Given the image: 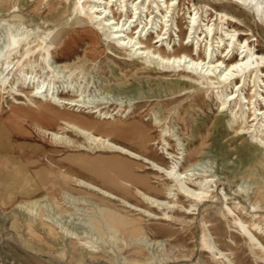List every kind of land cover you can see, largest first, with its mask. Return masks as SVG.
Instances as JSON below:
<instances>
[{
    "label": "bare ground",
    "instance_id": "6f19581e",
    "mask_svg": "<svg viewBox=\"0 0 264 264\" xmlns=\"http://www.w3.org/2000/svg\"><path fill=\"white\" fill-rule=\"evenodd\" d=\"M6 1L8 0H0V6ZM188 1L195 6L194 0ZM26 4H30L34 17L43 12L46 16L42 23L51 21L54 26L53 30L49 29L41 34L39 26L29 28L30 26H23L21 23L0 20V27L6 26L8 30L7 46L5 50L0 51V195L12 196L18 190L20 194L29 197L37 192L33 183L34 178L24 163L23 157L26 156L23 154L30 152L47 155L56 152L53 149H46L45 144L25 145L15 138L18 136L34 138L37 134L40 142H51V139L59 137L54 130L68 127L72 123L71 119L75 118L60 111L58 107L85 106L81 99L55 93L54 85L57 78L56 69L68 70L71 75L78 69L76 64L68 63L75 56L80 61L78 49L81 48V42L86 40L88 42L83 57L87 61L91 60L89 57L92 54L98 53L99 45L107 44L109 47L107 50H110L108 54L114 58L135 62L139 65L137 70L156 71L160 75V79L148 89L142 82L127 85L129 81L124 80L114 84L119 90L127 88L126 96L133 98L129 101L171 94L172 99L181 101L177 105L179 110L187 107L186 100L193 103V107L197 109H202V105L213 102L220 116L214 122V128L218 124L230 126L235 123L237 134L250 135L252 144L246 146L247 149L261 147L264 150V53L255 50L250 38L244 35V30L229 28L233 22L231 19H236L235 17L220 12V16L215 20L210 19L209 23L203 24L204 29H201L198 25L199 16L197 17L199 12L194 9V14L189 12L186 34L178 22L174 23L180 10L178 0H27ZM242 5L250 9L254 15L260 16L264 13V7H260L259 3L252 5L245 0ZM63 19H67L66 22H63ZM179 20L182 18L179 17ZM70 22L73 23L72 28H65ZM224 22L228 29L222 28ZM172 25H175V34L179 30L176 43L178 48H175L176 40H172L170 34ZM200 29L201 33H198ZM219 30L223 35L216 32ZM189 44L191 49L187 46ZM54 58L64 59L66 63L58 62V65L53 67L50 60ZM38 68L51 74L49 81L37 80L30 87L28 76L31 79ZM117 72L112 70L115 76ZM106 89L109 90L110 86ZM10 91L13 101L6 110L5 95ZM89 112L95 115L96 119L105 115H110L111 119L102 123L97 120L86 121L87 126L78 127L87 139L127 156L125 159L112 158V164L117 168L113 170V174H110V171L104 173L106 180L117 187L131 188L150 205L165 206L160 216L149 211L145 213L167 222L172 228L181 225L186 227L185 224H189L187 228L191 230L189 228L195 225V218L192 215L205 214L203 215L205 220H202V249L211 253L220 264H235L213 240L212 230L215 228H212L210 220V206L220 201L218 195L214 193V186L217 184H212L215 176L200 175L194 172L195 168L193 169L196 167L193 157L210 153L217 157L222 154V150L211 145L209 153H203L206 149L204 148L206 137L199 134L202 142L198 149L190 151V147L186 146L182 150L183 154L187 153L185 155L187 160L185 156L180 158L174 152H167V159H171L172 163L164 165V159L155 162L148 157L151 155V147L157 144V140L153 139L151 129L147 125L139 121L124 123L123 118H127L128 114H120L119 111L115 114L104 112L99 105L91 107ZM156 124H160L157 119ZM92 130L97 131V135H94ZM110 135L129 141L146 155L115 143ZM161 139L163 145H166V150H169L171 145L167 142L168 139L164 137ZM14 153L18 156L15 157ZM250 156L249 160L253 164L250 173L257 181V189L252 193L250 204L247 203L251 220L245 221L227 202L221 219L234 216L233 221L239 227L243 239L251 247L254 257L261 253L264 258V240L257 235L262 233V229L258 232L261 227L259 228L257 215L264 211V185L257 177H264V166L260 157L255 154ZM138 161L151 165L154 171L166 176L161 188L155 186L149 176L140 174L141 164ZM33 173L43 177L42 169L33 170ZM61 176L64 185L72 183L68 174ZM74 183L77 184V181ZM82 183L90 189L97 191L100 189L84 181ZM140 188H157L159 194L166 195L171 200L153 198L143 193ZM102 191L111 198L121 199L111 192ZM246 196H250L249 193ZM227 198L228 195L224 193L223 199L227 201ZM121 201L126 206L134 207L124 199ZM32 203L34 202H29ZM24 205L23 203L21 207ZM239 206L240 203L236 208ZM261 217L262 215L260 219ZM104 221L106 227L121 233L120 235L129 241L126 243L130 246H134L144 232L139 219L130 218L118 211H105ZM41 225L49 234L57 235L53 225L42 219ZM132 250L140 253L142 249L134 246Z\"/></svg>",
    "mask_w": 264,
    "mask_h": 264
},
{
    "label": "rangeland",
    "instance_id": "374dc122",
    "mask_svg": "<svg viewBox=\"0 0 264 264\" xmlns=\"http://www.w3.org/2000/svg\"><path fill=\"white\" fill-rule=\"evenodd\" d=\"M26 1H6L0 6V20L21 23L23 26H30L29 28L39 26L41 34L52 29L54 23L51 21L47 22L49 24L42 23L46 14L42 12L34 17L32 8L30 4H26ZM194 1L193 7L188 0H178L180 10L174 23L178 22L186 34L189 26V12L194 14V9L199 12L197 17L199 16L198 25L201 29H204L203 24L209 23L210 19L215 20L217 16H220V12H226L237 19H231L233 22L230 23L229 28L244 30V35L250 38L255 50L258 53H264V13L260 16L254 15L250 9L243 7L245 0ZM246 1L248 4L258 5L259 3L260 7H264V0H252L253 3L251 0ZM14 6L17 7L13 8ZM13 10L15 12L12 13ZM179 17L182 20H179ZM63 20L60 21L66 22L67 19ZM72 25L73 23L70 22L65 28H72ZM222 28L228 29L225 22ZM174 29L175 25H172L170 34L172 40L177 41L179 30L175 34ZM201 29L198 33H201ZM216 32L223 35L220 30ZM7 40V27L1 26L0 51L5 50ZM176 41L175 44L178 43ZM86 42L88 40L81 42V48L78 49L80 61L75 56L68 63L76 64L78 69L73 71L72 75L68 70L56 69L57 78L54 85L55 93L81 99L85 106L58 107L60 111L75 118L71 119L72 123L68 127L54 130L59 137L51 139V142H40L37 134L34 138L20 136L15 138L16 141L25 145L45 144L46 149H53L56 152L47 155L30 152L23 154L26 156V158L23 157L24 163L34 178L33 183L36 185L37 192L29 197L20 194L18 190L12 196L0 195V264H220V261L215 260L211 253L202 249V220H205L203 218L205 214L192 215L195 218V225L189 228L191 230L187 228L189 224H185L186 227L181 225L172 228L167 222L145 213L149 211L160 216L165 206L150 205L131 188L117 187L106 180L104 173L110 171V174H113V170L117 168L115 164H112V158L125 159L127 156L87 139V136L78 128L87 126L86 121L97 120L102 123L111 119L110 115L96 119V116L89 112V109L95 105H99L104 112L115 114L119 111L120 114H128L127 118H123L124 123L139 121L147 125L151 129L153 139L157 140V144L150 149L153 157L148 156L155 162L164 159V165L171 164V159H167V152H174L181 158L187 155V153L183 154L184 147H190V151L198 149L202 142L199 134L206 137L204 141L206 149L203 153H209L211 145L222 150V154L217 157L210 153V155L201 154L192 158V160L195 158L196 167H193L195 173L215 176L212 184H217L216 187L214 186V193L218 195L220 201L212 205L213 207L210 206V220L213 224L212 228H215L212 230L213 240L235 264H264L261 253L254 257L251 247L243 239L239 227L233 221L235 217L221 219L227 202L245 221L251 220L248 204L252 200V193L257 189V181L250 173V167L253 164L249 157H251L250 154L260 157L264 166V150L261 147L247 149L246 146L252 144L250 135L237 134L235 123L231 124L232 126L218 124L214 128V122L220 116L213 102H208V105H202V109H197L193 107V103L186 100L187 107L179 110L177 105L181 101L172 99L171 94L129 101L133 98L126 96L127 88L124 89L125 91L119 90L114 84L124 80L129 81L127 85L142 82L148 89L149 86H154L160 79V75L156 71L137 70L139 65L135 62L114 58L108 54L110 50H107L109 49L107 44L99 45L98 53L92 54L89 57L91 60L87 61L83 57ZM190 44L187 45L189 49L192 48ZM175 48H178L177 44ZM235 57H237L236 54ZM58 62L66 63L64 59L50 60L53 67L58 65ZM112 70L118 71L117 76L113 75ZM50 76L48 71L38 68L33 75L35 79L33 77L30 79L28 76L30 87L37 80L49 81ZM108 86H110L109 90L106 89ZM12 101L13 95L10 91L5 95L6 110ZM155 118L160 121V124H156ZM92 132L97 135V131L92 130ZM109 137L119 145L144 154L127 140L111 135ZM163 137L168 139L167 142L171 145L169 150H166L165 144L163 145L161 139ZM14 156L18 154L14 153ZM185 159L187 160L186 156ZM140 164V174L149 176L154 185L161 188L166 181V176L154 171L151 165ZM39 169H42L43 177L33 173V170ZM61 174H68L72 183L64 185ZM257 178L264 185L262 180L264 177ZM75 181L77 184L74 183ZM82 181L111 192L134 207L124 205L121 199L111 198L100 189L98 191L90 189ZM140 189L153 198L171 200L166 195L159 194L157 188ZM224 193L228 195L227 201L223 199ZM248 193L251 197L246 196ZM29 202L34 203L29 204ZM23 203L25 205L21 207ZM238 203L240 206L236 208ZM107 210L118 211L142 222L144 232L134 244L142 249L140 253L132 250L134 246L127 245L126 242L129 243V241H126V238L120 235L121 233L106 227L104 212ZM263 216L264 211L257 215L259 228L261 227L258 232L262 229V233H256L262 240H264ZM41 219L54 226L57 237L49 234L46 228L42 227ZM84 243L86 244L83 245Z\"/></svg>",
    "mask_w": 264,
    "mask_h": 264
}]
</instances>
